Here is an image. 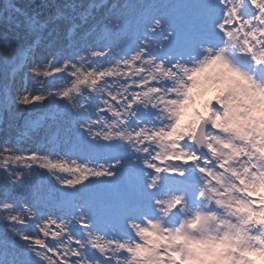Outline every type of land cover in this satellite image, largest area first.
Segmentation results:
<instances>
[{
    "label": "snow or ice",
    "instance_id": "1",
    "mask_svg": "<svg viewBox=\"0 0 264 264\" xmlns=\"http://www.w3.org/2000/svg\"><path fill=\"white\" fill-rule=\"evenodd\" d=\"M0 129V264H264V0H9Z\"/></svg>",
    "mask_w": 264,
    "mask_h": 264
},
{
    "label": "rangeland",
    "instance_id": "2",
    "mask_svg": "<svg viewBox=\"0 0 264 264\" xmlns=\"http://www.w3.org/2000/svg\"><path fill=\"white\" fill-rule=\"evenodd\" d=\"M9 1L8 0H0V7H3L5 4H7ZM17 4L23 5L27 3V0H15ZM5 137L2 135V129H0V140L4 139ZM9 139H13V142L16 143L18 147L21 149H26L32 146L31 141L27 140L26 138H19L15 139L11 135L8 137Z\"/></svg>",
    "mask_w": 264,
    "mask_h": 264
},
{
    "label": "trees",
    "instance_id": "3",
    "mask_svg": "<svg viewBox=\"0 0 264 264\" xmlns=\"http://www.w3.org/2000/svg\"><path fill=\"white\" fill-rule=\"evenodd\" d=\"M9 1V0H8Z\"/></svg>",
    "mask_w": 264,
    "mask_h": 264
}]
</instances>
